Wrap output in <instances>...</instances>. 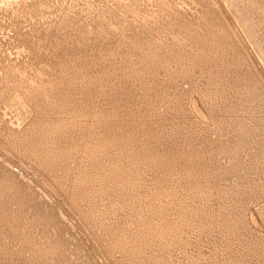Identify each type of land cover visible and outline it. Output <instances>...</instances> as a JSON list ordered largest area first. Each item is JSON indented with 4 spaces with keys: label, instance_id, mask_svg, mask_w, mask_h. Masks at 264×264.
I'll list each match as a JSON object with an SVG mask.
<instances>
[{
    "label": "bare ground",
    "instance_id": "1",
    "mask_svg": "<svg viewBox=\"0 0 264 264\" xmlns=\"http://www.w3.org/2000/svg\"><path fill=\"white\" fill-rule=\"evenodd\" d=\"M132 2L98 20L72 0H0V64L32 106L0 140L109 264H264V0H199L192 18ZM62 223L0 171V264H92Z\"/></svg>",
    "mask_w": 264,
    "mask_h": 264
},
{
    "label": "rangeland",
    "instance_id": "2",
    "mask_svg": "<svg viewBox=\"0 0 264 264\" xmlns=\"http://www.w3.org/2000/svg\"><path fill=\"white\" fill-rule=\"evenodd\" d=\"M77 3L78 9L84 8L82 15L87 16L89 14L92 18L101 19L99 16L102 15L103 11L108 15L110 12H114V15L124 16L125 14L120 12V3L125 2L127 4L133 3L132 0H72ZM159 2H167L170 3L171 7L179 9L183 13H187L189 18L194 16H199L201 14V5L199 4V0H157ZM136 10H140L142 12L150 10V8L146 7L141 3L140 6L134 4ZM158 10L157 7L154 8ZM117 13V14H116ZM133 14L130 15V18L124 20L123 22L125 26H128L130 22L133 21ZM149 18L152 19L151 16ZM8 31L7 28L0 25V41L7 37ZM12 34V33H11ZM15 44V42H11ZM164 44V43H163ZM22 51V47L17 48L15 46H9V49L6 52L7 57L11 60L12 63L18 64L20 63V59L26 53L22 52V57H19V52ZM0 99L4 97L7 93H11L12 96H9L6 99V103L3 105L7 108H2L0 110V120L7 125L8 128L13 127L18 131H26L29 129V119H31L28 111L32 109V106L29 104L28 100L23 99V96L15 94L16 89H14L17 84L20 83V77H15L13 79H9V76L6 74L5 70L2 69V65L0 64ZM23 73V72H22ZM23 76V75H21ZM33 78V77H32ZM262 78V84H264V77ZM31 80V78H29ZM49 79V77L45 76V80ZM45 84V83H44ZM38 85H42L38 83ZM14 91V92H11ZM28 93L31 94L29 91ZM27 95L31 97V95ZM11 97V98H10ZM26 97V95H25ZM10 98V99H9ZM9 99V100H8ZM8 103V101H10ZM25 100V101H24ZM11 107H10V106ZM24 108V109H23ZM26 109V110H25ZM22 110V111H21ZM264 115V114H263ZM208 127V126H204ZM209 129V130H208ZM207 130L212 134V137L215 138L216 135H213V127H208ZM8 133L10 130H8ZM7 141L0 140V171L5 172L8 176L12 178H17L25 187L32 189L37 199L44 201L50 206L52 209L56 210L62 220V226L65 228L67 232V237L76 242L78 246L84 251L89 257L92 264H109L107 258L99 253L97 247L93 244V241L89 239L87 233L83 230L80 221L71 214L69 211V207L66 204V200L59 195V191L56 188V185L51 183L48 187L41 179V176L35 173L30 169V167H26L24 161L21 160L20 157L16 153L11 154L8 151V147L5 144ZM83 145V146H82ZM89 145L85 143H81L79 145L78 150H83L84 147H88ZM90 147V146H89ZM88 147L89 154L92 155L93 151L96 153L97 150L94 148ZM85 149V148H84ZM94 155V154H93ZM89 156V155H88ZM78 157V156H77ZM84 159V158H83ZM93 157V160L95 161ZM96 163V162H95ZM72 167L76 169L79 167V161L72 164ZM111 183V181H110ZM251 204H249L245 211L247 215L252 211ZM250 225V223H248ZM258 227L255 228L258 231ZM260 228V227H259ZM254 229V231H256ZM253 230V228H252ZM259 236V235H258Z\"/></svg>",
    "mask_w": 264,
    "mask_h": 264
}]
</instances>
